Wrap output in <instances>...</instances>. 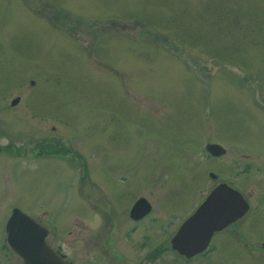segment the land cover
Returning <instances> with one entry per match:
<instances>
[{
  "label": "rangeland",
  "instance_id": "1",
  "mask_svg": "<svg viewBox=\"0 0 264 264\" xmlns=\"http://www.w3.org/2000/svg\"><path fill=\"white\" fill-rule=\"evenodd\" d=\"M246 158L264 159V0H0V245L14 206L170 244ZM235 249L210 256L258 264Z\"/></svg>",
  "mask_w": 264,
  "mask_h": 264
},
{
  "label": "flooded vegetation",
  "instance_id": "2",
  "mask_svg": "<svg viewBox=\"0 0 264 264\" xmlns=\"http://www.w3.org/2000/svg\"><path fill=\"white\" fill-rule=\"evenodd\" d=\"M220 181H225L238 189L247 203V208L239 217L214 231L208 245L191 256H186L175 249L171 244V238L169 240L170 244L167 240L163 241L164 239H162L153 246L149 237H146L145 241L130 239L127 233L128 235H124L123 237L118 236L117 239L115 238L117 235L116 227H114L112 233L107 235L108 238L98 237L95 240L89 239L85 236V230L82 228L75 230V228L71 227L69 222L71 212L66 222H62L61 224L54 216L48 215V213L44 215L46 212H43V215L47 216L44 222L39 216L41 215L39 212L32 213L31 216L36 221V232H39L42 227L46 231L42 248L51 250L60 259L61 264H103L108 260L105 263L163 264L167 258L168 251L175 258L181 255L185 264H218L210 256V253L216 250L219 245L229 241L233 242L237 248L233 256L238 252L239 248L249 253L251 259L256 257L258 264H264V237H260L254 232L257 226L264 225V159L254 158L251 160L246 158L236 172H228V177L225 176L224 180L220 178L217 183ZM107 202L112 210L111 207H114V202ZM130 208L128 216L133 221L140 223L144 222L146 216L151 211L138 218H133L130 216ZM58 223L60 224L59 228L57 226ZM63 232H67L66 235L69 236L68 240H72L65 241L66 238L62 237ZM80 233L79 237H73V235H79ZM2 240L3 242L0 245V264H25L24 257L16 253L7 244L6 231ZM119 248L122 250H119ZM103 252L106 254H103ZM113 252L115 255L112 254ZM110 255L115 257L114 261L110 259ZM227 256L230 258L231 254Z\"/></svg>",
  "mask_w": 264,
  "mask_h": 264
},
{
  "label": "water",
  "instance_id": "3",
  "mask_svg": "<svg viewBox=\"0 0 264 264\" xmlns=\"http://www.w3.org/2000/svg\"><path fill=\"white\" fill-rule=\"evenodd\" d=\"M18 100V95L12 98L11 105ZM205 149L212 155H221L226 151L218 142H207ZM151 207L147 198L139 197L130 208V216L138 218L148 213ZM246 208L247 203L239 190L225 182H219L180 223L171 238V244L186 256L194 255L205 248L215 230L239 217ZM35 223L21 208L13 207L5 223L7 242L15 252L24 257L25 264H61L51 250L42 248L46 231L42 227L36 232Z\"/></svg>",
  "mask_w": 264,
  "mask_h": 264
},
{
  "label": "trees",
  "instance_id": "4",
  "mask_svg": "<svg viewBox=\"0 0 264 264\" xmlns=\"http://www.w3.org/2000/svg\"><path fill=\"white\" fill-rule=\"evenodd\" d=\"M58 149V148H57ZM50 151H52V149H50Z\"/></svg>",
  "mask_w": 264,
  "mask_h": 264
}]
</instances>
